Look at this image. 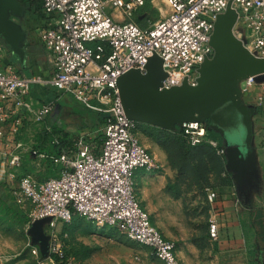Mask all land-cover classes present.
<instances>
[{
    "label": "built area",
    "instance_id": "2783aa9c",
    "mask_svg": "<svg viewBox=\"0 0 264 264\" xmlns=\"http://www.w3.org/2000/svg\"><path fill=\"white\" fill-rule=\"evenodd\" d=\"M39 1L48 18L40 37L51 57L50 73L24 75L0 42V180L10 183L18 177L28 153L24 127L43 120L56 104L31 97L32 86L70 96L85 109L104 115V122L97 131L103 136L99 150L87 143L88 134L79 133L74 151L38 155L57 168L55 177L18 179L17 191L32 207L30 223L48 220L46 256L38 246L30 252L37 264H72L57 225L80 216L122 231L163 264H179L174 244L153 225L139 199L136 175L157 166L137 137L138 124L124 113L117 81L130 70L144 73L148 59L156 55L166 74L162 88L184 80L195 86L200 65L213 55L210 36L216 17L229 3L237 12L233 34L250 53L264 57V0H166L170 13L147 28L116 21L108 12L109 8L130 15L144 0ZM254 86L253 78L245 79L241 91ZM256 100L257 107L264 108V92ZM182 131L192 145L207 141L224 155L218 142L208 137L206 124L185 123ZM259 138L264 148V129ZM206 195L210 204L217 199L213 189ZM219 231L216 218H210L208 236L216 239ZM2 257L0 253V262Z\"/></svg>",
    "mask_w": 264,
    "mask_h": 264
},
{
    "label": "rangeland",
    "instance_id": "374dc122",
    "mask_svg": "<svg viewBox=\"0 0 264 264\" xmlns=\"http://www.w3.org/2000/svg\"><path fill=\"white\" fill-rule=\"evenodd\" d=\"M37 4L41 7V2ZM170 11L166 0H144L130 15L108 8L116 21L132 22L141 28L153 25ZM43 91L46 95L51 92L48 87H42ZM65 97V112L59 109L61 103L43 120L29 122L32 125L28 130V153L23 167L14 181L0 180V253L3 256L0 264H37L38 261L30 252L31 247L37 246L30 233L32 207L18 193V179L25 175L39 181L55 177L57 168L48 158L38 157L39 154H56L58 145L70 135L75 138L79 133L88 134L86 138L90 142L95 134H100L97 132L100 126L94 130L85 125L90 118L88 110L72 97ZM222 125L229 141L244 148L245 133L240 118H233V127L227 121ZM137 137L153 155L157 166L153 172L140 171L136 175L139 199L150 197L151 202L143 203V208L153 225L174 244L179 264H264L261 177L257 175L258 181L249 185L245 195L227 171L224 155L207 141L192 145L178 129L147 124L137 125ZM219 144L223 148L220 139ZM67 148L74 150V142L68 143ZM99 148L94 147L95 151ZM209 188L217 192L213 204L207 200ZM212 217L220 225L216 239H211L207 232ZM40 230L49 234L46 224ZM58 232L72 264H163L147 247L122 231L80 216L58 224Z\"/></svg>",
    "mask_w": 264,
    "mask_h": 264
},
{
    "label": "water",
    "instance_id": "95a60500",
    "mask_svg": "<svg viewBox=\"0 0 264 264\" xmlns=\"http://www.w3.org/2000/svg\"><path fill=\"white\" fill-rule=\"evenodd\" d=\"M25 12L19 0H0V42L23 69L26 34L15 20H21ZM236 21L237 12L229 3L226 11L216 17L210 36L213 55L200 65L195 86L184 80L181 85L162 88L166 74L162 60L154 55L148 59L144 73L137 69L126 72L119 77L117 87L126 117L137 124L182 131L185 123L209 122L207 130L215 131L222 139L227 171L247 195L249 185L258 181L251 149V118L257 110L243 104L240 83L248 78L256 83L264 81V57L250 53L233 34ZM235 116L244 127V148L229 141L222 125L227 121L233 127ZM47 222L34 221L30 228L43 257L48 238L40 227Z\"/></svg>",
    "mask_w": 264,
    "mask_h": 264
},
{
    "label": "crops",
    "instance_id": "0c3cea01",
    "mask_svg": "<svg viewBox=\"0 0 264 264\" xmlns=\"http://www.w3.org/2000/svg\"><path fill=\"white\" fill-rule=\"evenodd\" d=\"M25 8H26V12L24 17L21 20H15L17 23L20 24V26L22 27V29L26 34V41L23 45V49L25 52V63H24L25 68L23 69L18 62H15L13 60V57L11 56V53L8 50L10 53L9 54L10 61L17 70L21 71L26 76H31L33 74L47 76L50 73L52 62H51V57L44 49L42 39L40 37V32L43 28L47 27L48 18L43 14L41 8L38 11L37 10L34 11L33 7L25 6ZM49 89L51 90V92L47 93L46 95L44 91L41 92L42 88L38 86H32L30 89V96L45 102L55 101L56 102L55 106L57 105V107L59 104L61 105L62 103V107H59V109L61 110V112H65V107H66L65 96L67 95L60 96L58 93H56L55 90L51 88ZM241 92H242L241 100L243 104L247 106H254L257 110L256 113L251 118V122H252L251 149L254 158V169L256 173L261 177L260 182L264 183V148L260 146V138H259L260 133L264 129V108L257 107V100H256V98L259 95H261V93L264 92V81H261L259 83L257 82L256 86L249 88L245 92L244 91ZM57 107H55V109H57ZM59 118H60V114L57 115V120ZM31 125L32 124L28 123L24 127L23 139L26 145L28 141V133H29L28 130ZM26 156L27 154L24 155L23 162ZM142 199L143 200L141 201V203L145 204L150 200V197L142 196Z\"/></svg>",
    "mask_w": 264,
    "mask_h": 264
},
{
    "label": "trees",
    "instance_id": "16d2710c",
    "mask_svg": "<svg viewBox=\"0 0 264 264\" xmlns=\"http://www.w3.org/2000/svg\"><path fill=\"white\" fill-rule=\"evenodd\" d=\"M23 5L28 6V7H33V9L35 10H39L41 7L37 4L40 3L39 0H19ZM84 108V107H83ZM87 110V109H86ZM88 110V113L90 115V118H88L87 123L85 125L90 126L88 128H95L97 126H101L104 122V115L97 113V112H93ZM181 133L184 135L183 131H181ZM207 135L209 138L216 140L219 144V139L222 142V139L219 135L215 134L212 131H207ZM186 137V136H185ZM102 140H103V136L101 134H95L94 137L90 140V142L88 140L87 143H90L92 146L98 148L99 146H101L102 144ZM72 141L74 142V138L70 135L67 139H65L64 141H62L58 147L59 149L57 150L56 153H61L62 151L65 152H71L74 151L72 149L67 148V144L69 143V145H72ZM220 145V144H219ZM98 150V149H97ZM74 217V216H73ZM72 217V218H73ZM66 254V251H65Z\"/></svg>",
    "mask_w": 264,
    "mask_h": 264
}]
</instances>
